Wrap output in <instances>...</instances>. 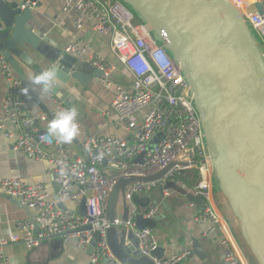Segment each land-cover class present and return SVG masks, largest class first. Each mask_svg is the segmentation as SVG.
Segmentation results:
<instances>
[{
	"label": "built area",
	"instance_id": "built-area-1",
	"mask_svg": "<svg viewBox=\"0 0 264 264\" xmlns=\"http://www.w3.org/2000/svg\"><path fill=\"white\" fill-rule=\"evenodd\" d=\"M63 12H75V27L82 30L86 24L91 31L110 40L112 51L131 78L128 86L113 79L115 66L106 57L95 51L85 39L71 41L65 52L85 57L93 68L104 73L100 83L113 92L111 109L131 135L130 140L117 137L90 136L83 143V155L72 158L63 143L41 130L38 122H46L48 116L40 112L29 116L23 112L26 93L23 84L0 51V78L10 89L0 117V138L12 142L15 152L35 161H46L52 168L57 186L55 196L44 184H28L21 179L0 180V192L35 213V222H18L21 242L28 251L53 239H73L78 249L88 253L91 264H100L104 259L116 261L112 254L107 232L112 226H122L119 221L109 223L106 217L107 202L113 187L120 178L131 176H153L172 162L181 159L187 167H175L160 183L137 182L127 195L133 204L131 217L125 228H131L141 242L144 256L158 248L152 229L138 231L136 217L142 215L152 219L159 206L141 208L134 204V196H143L159 189L166 182H177L175 176L182 171L196 170L198 180L190 191L201 196L205 203L196 220L209 224L208 234H222V244L227 247L225 264H246L237 250L234 235L221 222L211 204L213 196V169L203 135L201 117L190 95L189 85L182 70L169 56L164 45L151 33L124 3L118 0H62ZM239 8L243 0H230ZM36 3L26 2L21 9L33 10ZM264 8V5H263ZM243 16L251 24L264 45V10H243ZM71 109L63 102L55 101L51 116ZM79 127L81 122L77 117ZM11 125V128L8 127ZM156 139V140H155ZM155 140V141H154ZM143 155L142 162L135 159ZM123 158L125 160H123ZM195 163V164H193ZM108 171H116L112 177ZM85 201V211L81 202ZM61 204L74 205L71 210L62 209ZM10 239L0 237V264L14 263L5 252ZM92 247V252L89 250ZM185 253L183 257L187 256ZM182 257L172 256L163 260L154 259L155 264H177ZM121 264V263H116Z\"/></svg>",
	"mask_w": 264,
	"mask_h": 264
},
{
	"label": "water",
	"instance_id": "water-1",
	"mask_svg": "<svg viewBox=\"0 0 264 264\" xmlns=\"http://www.w3.org/2000/svg\"><path fill=\"white\" fill-rule=\"evenodd\" d=\"M28 1L38 4V0H23L22 4L0 0V51L24 89L28 90L24 101L32 99L49 120H53L51 111L44 107L35 93L21 63L30 68L34 75L48 68L58 69L61 86L68 85L72 80L84 84V78L87 79L85 69L88 68L93 70L92 76L98 79L104 73L88 62L59 50L41 31H34L30 23L32 10L21 9ZM118 1L128 6L150 28L153 36L181 68L201 117L217 191L224 199L238 226L242 243L255 264H264L262 41L243 16L242 10L230 0ZM263 10L261 3L253 8L260 15H263ZM61 86L55 87L53 93H62V96H58L59 101L71 108L73 99ZM142 157L138 156L135 162H142ZM175 167L183 170L187 164L178 159L153 176L123 177L115 184L107 202L106 217L111 224L116 221L122 224L112 226L107 232L108 245L116 261L107 258L100 264H155L154 259H165V250L161 247L151 257L144 256L140 239L131 228L124 227L133 209L127 195L137 182H163ZM107 174L112 177L119 175L116 171H108ZM166 188L159 187L162 197ZM187 198L197 204L205 203L201 196L188 194ZM150 205L149 200H143L139 206L148 208ZM60 207L66 209L64 204ZM81 211H85L84 200ZM159 222L158 215L152 219L138 215L136 229H154Z\"/></svg>",
	"mask_w": 264,
	"mask_h": 264
},
{
	"label": "crops",
	"instance_id": "crops-1",
	"mask_svg": "<svg viewBox=\"0 0 264 264\" xmlns=\"http://www.w3.org/2000/svg\"><path fill=\"white\" fill-rule=\"evenodd\" d=\"M5 1L9 3L15 1L18 4L23 2V0ZM251 3L253 1L245 2L246 6L242 9H248ZM260 3L264 5V0H261ZM37 5L32 10L33 18L30 21L34 31H41L63 52H65L66 46L71 41L85 39L86 42H90L95 51L106 57L110 64L115 66L113 79L122 85H130L131 78L112 51L108 38L94 34L89 24H86L82 30H78L75 27L77 14L75 12L64 13L62 0H38ZM32 53L35 54V52ZM73 56L87 63L85 57ZM21 66L31 81L34 72L22 63ZM92 71L91 68L85 69L87 79L84 78V84L75 80L70 81L66 86H61L58 81L56 84V88L61 86V89L73 99L71 108L77 110L81 122L79 136L71 144L63 143L69 155L75 159L83 155V143L90 136L131 139V135L119 123L114 112L106 115L107 111L111 109L113 92L102 86L100 79L92 76L94 74ZM32 86L44 107L52 111L55 108V101L60 100L58 96H62V93L44 92L41 88ZM9 94L10 89L6 81L0 78V117L3 116V105ZM40 108L35 101L29 99L27 102L25 101L23 112L29 116H37L42 112ZM50 121L38 122L37 126L48 132ZM8 127L11 128V125L8 124ZM2 179H21L32 185L44 184L52 196H55L57 192L54 175L49 163L35 161L15 152L12 142L0 138V180ZM178 179L176 183L166 182L164 187L167 184H170V186L164 191V197L161 196L159 189L145 193L140 197L142 201L149 200L151 205L159 206L158 216L160 222L156 228L152 229L158 247L165 250V258L182 257L177 264H225V255L228 249L222 244V234L207 233L209 224L196 220L198 214L203 210L204 203L197 204L187 198V195L196 186L197 171H183ZM212 185L211 204L221 218L223 225L227 226L234 235L237 250L245 263L255 264L252 256L242 243L238 226L233 221L224 199L218 193L214 179ZM66 207L71 210L75 209L74 205H67ZM18 222H35L34 211L21 205L16 200L7 199L0 192V237L18 238V241L10 242V245L5 248V252L14 263L91 264L90 255L81 252L77 247V242L73 239L58 238L45 241L39 247L28 251L21 242V232L17 227ZM185 253H188V255L183 257Z\"/></svg>",
	"mask_w": 264,
	"mask_h": 264
},
{
	"label": "clouds",
	"instance_id": "clouds-1",
	"mask_svg": "<svg viewBox=\"0 0 264 264\" xmlns=\"http://www.w3.org/2000/svg\"><path fill=\"white\" fill-rule=\"evenodd\" d=\"M58 79V69L48 68L34 75L30 83L44 92H50L55 89ZM24 91L27 93L28 90ZM77 117L78 112L75 108L58 112L48 124V134L60 143L71 144L80 134Z\"/></svg>",
	"mask_w": 264,
	"mask_h": 264
},
{
	"label": "rangeland",
	"instance_id": "rangeland-1",
	"mask_svg": "<svg viewBox=\"0 0 264 264\" xmlns=\"http://www.w3.org/2000/svg\"><path fill=\"white\" fill-rule=\"evenodd\" d=\"M251 1H256V0H243V5H242V7L241 8H243V7H245L246 6V4H245V2H247V3H249V2H251ZM260 1L261 0H259V3H260ZM256 32V31H255ZM258 35V34H257ZM213 176H214V174H213ZM170 183V182H169ZM168 186H170V184H167L166 185V187H168ZM133 202H134V204L138 207V209H139V211L140 212H143V210L140 208V204H141V202H142V199L140 198V196H134V199H133ZM90 251V250H89ZM90 252H92V250L90 251Z\"/></svg>",
	"mask_w": 264,
	"mask_h": 264
},
{
	"label": "bare ground",
	"instance_id": "bare-ground-1",
	"mask_svg": "<svg viewBox=\"0 0 264 264\" xmlns=\"http://www.w3.org/2000/svg\"><path fill=\"white\" fill-rule=\"evenodd\" d=\"M257 3H259V0H256V1H254L253 3H251V5L249 6V8L246 9V10H247V11H249V10H253L254 6H255ZM240 9H241V8H240Z\"/></svg>",
	"mask_w": 264,
	"mask_h": 264
},
{
	"label": "trees",
	"instance_id": "trees-1",
	"mask_svg": "<svg viewBox=\"0 0 264 264\" xmlns=\"http://www.w3.org/2000/svg\"><path fill=\"white\" fill-rule=\"evenodd\" d=\"M179 177H180V174H179V175H176L175 178H174L175 181H178V180H179V179H178ZM197 179H198V173H197Z\"/></svg>",
	"mask_w": 264,
	"mask_h": 264
}]
</instances>
